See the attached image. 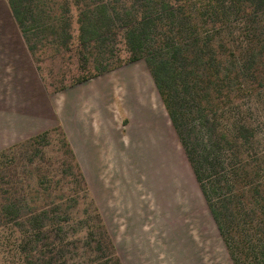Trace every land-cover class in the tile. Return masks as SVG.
<instances>
[{
    "label": "rangeland",
    "instance_id": "1",
    "mask_svg": "<svg viewBox=\"0 0 264 264\" xmlns=\"http://www.w3.org/2000/svg\"><path fill=\"white\" fill-rule=\"evenodd\" d=\"M176 1L186 8L203 5ZM56 20L55 36L42 32L34 46L71 126L67 134L58 127L0 153V190L6 193L0 198L51 203L61 215L70 206L68 191L79 187L77 198L90 211L97 209L121 264H233L146 64L125 62L119 35L112 55L96 45L79 49L75 37L67 51L57 35L67 24L76 36V19ZM256 23L264 26V15ZM253 40L264 47L263 34ZM253 47L242 53L253 59L245 74L226 81L227 97L216 104V118L223 131L234 118L251 127L249 161L257 162V170L250 179L263 182L264 48ZM231 51L227 44L222 50L225 56ZM94 62L115 68L93 77ZM80 79L86 81L75 84ZM66 213L81 216L69 208Z\"/></svg>",
    "mask_w": 264,
    "mask_h": 264
},
{
    "label": "trees",
    "instance_id": "2",
    "mask_svg": "<svg viewBox=\"0 0 264 264\" xmlns=\"http://www.w3.org/2000/svg\"><path fill=\"white\" fill-rule=\"evenodd\" d=\"M198 1L206 6L186 8L176 0H7L23 35L35 43L42 32L55 36L53 22L67 17L77 26L76 36L67 24L59 28L58 41L64 40L67 51L75 37L79 49L96 45L112 55L114 37L120 36L125 62L143 61L150 72L233 264H264V181L250 179L257 170V162L249 161L254 134L238 118L220 130L216 118V104L227 97L226 81L244 75L253 61L242 53L251 45V51L264 48L261 40L251 44L264 36V26L256 25L264 0ZM226 44L232 49L227 56ZM79 56L84 59L81 50ZM114 68L97 62L93 77ZM77 188L68 191L70 206L61 215L51 203L1 197L0 264H121L97 209L90 211L77 198ZM68 208L81 216L66 213Z\"/></svg>",
    "mask_w": 264,
    "mask_h": 264
},
{
    "label": "crops",
    "instance_id": "3",
    "mask_svg": "<svg viewBox=\"0 0 264 264\" xmlns=\"http://www.w3.org/2000/svg\"><path fill=\"white\" fill-rule=\"evenodd\" d=\"M7 0H0V153L71 126Z\"/></svg>",
    "mask_w": 264,
    "mask_h": 264
}]
</instances>
